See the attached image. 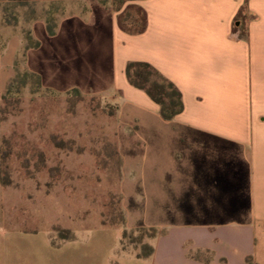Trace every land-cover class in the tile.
Here are the masks:
<instances>
[{"label": "crops", "instance_id": "obj_1", "mask_svg": "<svg viewBox=\"0 0 264 264\" xmlns=\"http://www.w3.org/2000/svg\"><path fill=\"white\" fill-rule=\"evenodd\" d=\"M128 4L144 13L141 33L118 25ZM85 7L59 18L53 36L43 23L58 48L72 44L83 62L58 50L60 66L38 74L45 88L77 89L116 108L125 228L166 227L151 240L152 255L137 259L264 264V0H135L119 11L90 0ZM129 62L149 63L172 82L182 112L163 120L128 82ZM29 253L8 243L2 264H26L28 256L48 264Z\"/></svg>", "mask_w": 264, "mask_h": 264}, {"label": "rangeland", "instance_id": "obj_2", "mask_svg": "<svg viewBox=\"0 0 264 264\" xmlns=\"http://www.w3.org/2000/svg\"><path fill=\"white\" fill-rule=\"evenodd\" d=\"M88 1L0 0V114L7 112L0 118V264L8 243L29 254L41 253L48 264H146L127 251L144 252L143 244L152 245L151 235L166 228L142 225L143 221L125 228L117 174V115L97 112L92 116L81 105L67 115L65 94L43 87L42 81L39 89L35 78L24 77V72L43 74L47 67L55 71L60 66L58 50L68 57L76 54L75 61L83 62L78 51L71 50L72 44L61 43L58 48L56 39L46 35L43 23L47 20L52 26L56 18L58 21L74 9L83 11ZM128 11L140 24L138 9ZM68 23L72 29V22ZM36 39L40 48L29 47ZM77 71L84 74V68ZM100 101L110 113L108 103ZM53 135L71 141L72 147L55 148ZM105 139L115 143L118 156L113 148L102 145ZM34 150L43 152L45 163ZM102 166L110 175H105ZM103 210L110 221H122V227L102 222L99 213ZM140 213L153 219L155 212ZM162 213L169 218L170 210ZM55 227L70 230L74 238L61 241ZM27 258L26 264H33V256Z\"/></svg>", "mask_w": 264, "mask_h": 264}, {"label": "trees", "instance_id": "obj_3", "mask_svg": "<svg viewBox=\"0 0 264 264\" xmlns=\"http://www.w3.org/2000/svg\"><path fill=\"white\" fill-rule=\"evenodd\" d=\"M111 1L112 2L110 3L109 0H100V2L102 4L109 5L115 11H119L126 2H133L135 0H111ZM114 5H116V6H114ZM131 7H136L138 9L139 13H141L142 19H141L140 24L136 19H134L135 17L133 18V16H131L129 14L128 10ZM129 19L131 21V22H129V25L131 26L130 28H128L127 24H126L129 21ZM117 21H118L119 27L128 33H141L145 28L144 13L138 6H136L134 4H128L124 8V10L121 11V13L118 15ZM53 23L54 24L52 26H50L49 23L47 22V20H45L46 32L50 36H53L55 34L56 26H57V18L55 19V21ZM28 39L32 40V37L29 36ZM26 40H27V37H26ZM38 46H39V42L36 40V41H34V44L32 46H29V47L38 48ZM125 72H126L128 82L132 86H134L140 90H143L150 97V99L159 106V114L163 120H166V121L171 120L175 116H177L178 114H180L182 112L183 104H182L181 94H180L179 90L176 88V86L172 82H170L164 76H162L149 63H146V62H129L126 65ZM23 74H24V77H26V78L28 76L35 78L38 88L39 89L41 88V80H40L39 75H37L35 73H28V72H24ZM14 82H15V78L12 79L11 83L13 84ZM74 95H75V97L73 99L72 97ZM19 101H20V99L18 98V100L16 99V101H14V102L18 103ZM63 102L65 103L64 113L67 115H73L75 112V107L78 105H81V107L83 109H85V111H87L92 116H94L97 112H100L102 114H107L110 117H114L116 114V108L113 105H110V104L107 105L111 111H109L110 113H106L107 107H102L101 101L98 97H96V96H84L77 89H72V90L68 91L67 93H65V97L63 98ZM6 106H7V102H6ZM3 113L4 114H0L1 119H3L6 116L7 112H3ZM102 141H103L102 145H104V147L113 148L114 154L115 155L117 154V151L115 150V143L114 142H110L111 140H109V139H107V140L105 139V141L104 140H102ZM51 143L57 149H63L66 147V145L69 148L72 147L71 141L67 142V143H69V144H67L64 140H61L56 135L51 136ZM34 152H35V155L40 158V162H42L41 160H43V163H45V161L43 159V157H44L43 152L41 150H34ZM96 156H98V155H96ZM106 156H107V154L104 155L103 162H105ZM117 156H118V154H117ZM99 161H101V160H99ZM98 168L99 167H97V170H98ZM103 168H104L103 172L105 173V175H110V173L108 172L106 167H103ZM99 170H100V168H99ZM118 170H119V168H118ZM112 172H114V171L112 170ZM117 174L119 177V173H117ZM4 184L7 185V184H9V182L4 181ZM108 194H109V192H108ZM99 214L104 217V220H102V222H106L108 224L120 225L122 227V225H123L122 221H117V222L110 221V218H109L110 216L108 217L107 214L105 215L104 210H103V214H102V212ZM53 231H55L57 233L58 238L61 241H69V240H72L74 238L73 233H71V231L68 229H62L59 227H55L53 229ZM125 231L126 230L124 229L122 232V237H124L126 235ZM151 237L153 239L154 237H156V235L153 234V235H151ZM142 248L144 249V252H142V253L139 252L138 254H136V257L147 258V257L152 255V253H153L152 245L143 244ZM122 250H124V249L122 248ZM248 264H252L250 259H248Z\"/></svg>", "mask_w": 264, "mask_h": 264}]
</instances>
